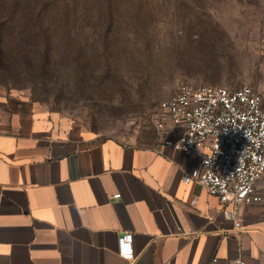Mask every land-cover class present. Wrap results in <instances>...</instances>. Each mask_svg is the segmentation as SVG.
Returning a JSON list of instances; mask_svg holds the SVG:
<instances>
[{
  "label": "crops",
  "instance_id": "0c3cea01",
  "mask_svg": "<svg viewBox=\"0 0 264 264\" xmlns=\"http://www.w3.org/2000/svg\"><path fill=\"white\" fill-rule=\"evenodd\" d=\"M150 119L103 136L0 93V264H264V204L237 206L236 226L183 180L202 150L159 152Z\"/></svg>",
  "mask_w": 264,
  "mask_h": 264
},
{
  "label": "rangeland",
  "instance_id": "374dc122",
  "mask_svg": "<svg viewBox=\"0 0 264 264\" xmlns=\"http://www.w3.org/2000/svg\"><path fill=\"white\" fill-rule=\"evenodd\" d=\"M47 2L49 31L0 26V93L55 120L123 138L180 83L264 90V0Z\"/></svg>",
  "mask_w": 264,
  "mask_h": 264
},
{
  "label": "built area",
  "instance_id": "2783aa9c",
  "mask_svg": "<svg viewBox=\"0 0 264 264\" xmlns=\"http://www.w3.org/2000/svg\"><path fill=\"white\" fill-rule=\"evenodd\" d=\"M150 118L159 152L167 147L185 153L202 150L199 168L184 174L183 180L199 182L218 199L223 213L236 220V226L237 206L264 204V90L246 84L230 89L180 83L160 100ZM130 240V233L119 237L126 257L133 255L127 248ZM223 264L246 263L238 255Z\"/></svg>",
  "mask_w": 264,
  "mask_h": 264
},
{
  "label": "trees",
  "instance_id": "16d2710c",
  "mask_svg": "<svg viewBox=\"0 0 264 264\" xmlns=\"http://www.w3.org/2000/svg\"><path fill=\"white\" fill-rule=\"evenodd\" d=\"M23 1L0 0V26L7 19L18 17L38 26L42 30L41 32L49 31L48 19L57 15L59 10L49 9L47 0H27L25 4Z\"/></svg>",
  "mask_w": 264,
  "mask_h": 264
}]
</instances>
